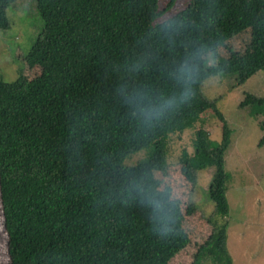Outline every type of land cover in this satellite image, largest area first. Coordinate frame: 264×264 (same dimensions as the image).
Segmentation results:
<instances>
[{
  "label": "trees",
  "instance_id": "1",
  "mask_svg": "<svg viewBox=\"0 0 264 264\" xmlns=\"http://www.w3.org/2000/svg\"><path fill=\"white\" fill-rule=\"evenodd\" d=\"M0 0V31L8 28ZM40 32L10 82L0 79V209L7 264H166L185 245L182 213L155 173L165 165L168 134L191 128L210 109L220 122L211 141L197 127L191 154L180 152L183 178L211 168L207 197L212 231L192 264L209 252L230 264L223 156L230 129L201 92L202 82L231 74L240 85L264 71V0H196L214 46L249 29L242 52L218 57L190 4L157 20L158 0H34ZM211 63H208V60ZM192 68L190 79L180 69ZM38 67L26 78L24 68ZM187 94V95H185ZM137 104L134 108L133 100ZM171 101V103H166ZM151 105L152 115L139 111ZM239 108L257 116L264 97L244 93ZM264 144V120L257 122ZM150 146L131 166L124 157ZM196 207L188 201L190 214Z\"/></svg>",
  "mask_w": 264,
  "mask_h": 264
},
{
  "label": "rangeland",
  "instance_id": "2",
  "mask_svg": "<svg viewBox=\"0 0 264 264\" xmlns=\"http://www.w3.org/2000/svg\"><path fill=\"white\" fill-rule=\"evenodd\" d=\"M167 1L158 0V5L163 6ZM187 3L209 37V24L196 0H172L171 5L161 11L157 20L170 16ZM6 18L8 28L0 31V79L10 82L16 78L17 70L22 67L21 57L27 53L40 32L42 22L34 0L14 1L6 9ZM209 40L215 56H226L231 51L242 52L249 41V29L237 33L222 45L214 46L211 37ZM21 71L26 78H31L38 74L39 69L33 66ZM233 83V75L216 74L206 78L201 84L202 95L214 101L215 108L230 129V142L222 161L223 169L229 175L224 192L228 207L223 218L224 245L230 264H264V144L256 145L261 135L257 122L264 120V108L257 116H251L249 106H237L244 93L264 95V71L255 72L240 85ZM197 127L202 128L211 141H219L220 122L210 109H206L191 128L166 136L165 165L154 175L155 190L165 191L168 198L179 205L186 237L183 248L166 264H192L197 248L206 242L212 231V220L222 222V219L213 213V204L207 197L211 168L196 172L193 187L179 171V154H191L193 131ZM149 152L150 146H147L130 153L124 157L122 165H134L145 159ZM188 201H192L196 207L190 214L185 213ZM209 255V252L205 253L200 264H219ZM8 260L0 209V264H7Z\"/></svg>",
  "mask_w": 264,
  "mask_h": 264
},
{
  "label": "clouds",
  "instance_id": "3",
  "mask_svg": "<svg viewBox=\"0 0 264 264\" xmlns=\"http://www.w3.org/2000/svg\"><path fill=\"white\" fill-rule=\"evenodd\" d=\"M207 62H208V63H211V60L209 59ZM180 72H181V75L183 76L184 79H190V78H191V75H192V68H191L190 65H188V64H184V65L182 66V68L180 69ZM185 95H187V94H185ZM166 103H169V104H170L171 101H168V102H166ZM136 104H137V101H136V99H134V100H133V106H134V108H135ZM139 111H140V113H141L145 118H148L149 116L152 115L153 108H152L151 105H143V106H141V107L139 108Z\"/></svg>",
  "mask_w": 264,
  "mask_h": 264
},
{
  "label": "crops",
  "instance_id": "4",
  "mask_svg": "<svg viewBox=\"0 0 264 264\" xmlns=\"http://www.w3.org/2000/svg\"><path fill=\"white\" fill-rule=\"evenodd\" d=\"M259 97H264V95H260Z\"/></svg>",
  "mask_w": 264,
  "mask_h": 264
}]
</instances>
